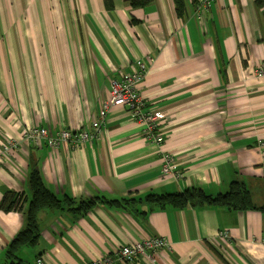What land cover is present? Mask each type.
Wrapping results in <instances>:
<instances>
[{"label":"crops","instance_id":"1","mask_svg":"<svg viewBox=\"0 0 264 264\" xmlns=\"http://www.w3.org/2000/svg\"><path fill=\"white\" fill-rule=\"evenodd\" d=\"M185 1L181 17L175 0H0V198H25L22 210L0 209V264L26 223L30 161L60 198L94 203L40 210L23 264H85L152 236L170 245L131 264H264V0ZM137 60L149 63L140 91L165 114L161 145L125 105L93 125L111 81ZM30 126L94 137L54 148L24 138ZM165 153L175 157L170 174ZM233 181L248 187L252 208L121 203L195 188L216 195Z\"/></svg>","mask_w":264,"mask_h":264},{"label":"built area","instance_id":"2","mask_svg":"<svg viewBox=\"0 0 264 264\" xmlns=\"http://www.w3.org/2000/svg\"><path fill=\"white\" fill-rule=\"evenodd\" d=\"M211 1L198 0V3L202 8H207ZM147 60L150 61V57ZM148 61L137 60L132 65L131 71L123 73L121 79L111 81L109 97L102 103L99 113L94 119L95 131H98L101 127L100 124L105 122L111 107L125 105L130 108L132 118L142 126L144 138L148 142L159 145L164 143L165 114L162 110L151 107L139 88L146 76L149 67ZM256 75L259 77L264 75V66L256 69ZM23 136L36 144L44 142L54 148H59L64 143L75 140L87 141L94 137L92 131L88 130L63 129L54 134L46 126H30L25 129ZM163 157L162 173L170 174L176 168L175 157L171 154L166 155V153ZM167 245L169 246L170 243L165 237L152 236L144 240L123 244L116 249V252L93 258L85 264H131L142 256L153 261L155 252ZM35 264H45L44 258H37Z\"/></svg>","mask_w":264,"mask_h":264},{"label":"trees","instance_id":"3","mask_svg":"<svg viewBox=\"0 0 264 264\" xmlns=\"http://www.w3.org/2000/svg\"><path fill=\"white\" fill-rule=\"evenodd\" d=\"M153 0H131L133 6H145ZM179 16L184 17L186 12L185 0H175ZM262 3V0H258ZM264 5V2H263ZM28 184L32 189V199L25 211L26 223L24 227L13 237L5 250V256L9 264H23L24 259L19 251L26 246H34L40 238L39 212L42 209L61 208L63 205L73 207L76 211L87 209L92 206L94 200L76 202L70 195L60 198L45 183L42 174L33 161H30ZM23 193L15 190H7L0 198V209L4 211L22 210L24 201ZM147 202L151 208H164L166 205L184 206L188 202L209 203L212 205H223L234 210H243L254 206L252 195L248 187L240 182L233 181L230 190L220 194H209L200 188L186 189L181 192L172 193H149L142 198H124L121 202L129 208H135L136 202Z\"/></svg>","mask_w":264,"mask_h":264}]
</instances>
